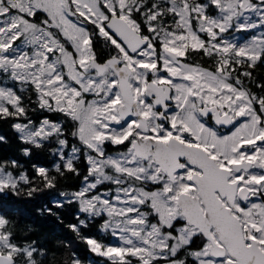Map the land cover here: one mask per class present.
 <instances>
[{
  "label": "snow or ice",
  "instance_id": "1",
  "mask_svg": "<svg viewBox=\"0 0 264 264\" xmlns=\"http://www.w3.org/2000/svg\"><path fill=\"white\" fill-rule=\"evenodd\" d=\"M257 68L264 0H0V264H264Z\"/></svg>",
  "mask_w": 264,
  "mask_h": 264
},
{
  "label": "trees",
  "instance_id": "2",
  "mask_svg": "<svg viewBox=\"0 0 264 264\" xmlns=\"http://www.w3.org/2000/svg\"><path fill=\"white\" fill-rule=\"evenodd\" d=\"M254 75L264 79V68H257L254 71ZM0 132L7 133L9 136L12 135V131L7 124L0 125ZM47 159V157H45ZM68 184L73 181H67ZM22 209L26 210L30 214L34 213L36 205L33 203L20 202ZM72 219L71 210L66 214L64 224H57L54 220L40 221L36 228L35 235L32 238H39L41 242H45L47 238L48 246L54 247L53 257L50 258V264H70V257L72 249L63 243V239L70 238L73 241V245L78 247L80 251L84 250L83 244H76L75 235L67 229L69 220ZM24 226H27L26 224Z\"/></svg>",
  "mask_w": 264,
  "mask_h": 264
}]
</instances>
